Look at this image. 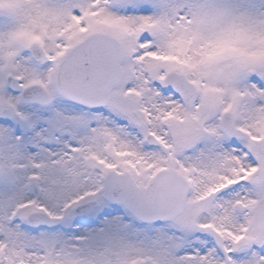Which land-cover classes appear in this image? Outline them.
<instances>
[{"label": "snow or ice", "instance_id": "snow-or-ice-1", "mask_svg": "<svg viewBox=\"0 0 264 264\" xmlns=\"http://www.w3.org/2000/svg\"><path fill=\"white\" fill-rule=\"evenodd\" d=\"M0 264H264V0H0Z\"/></svg>", "mask_w": 264, "mask_h": 264}]
</instances>
